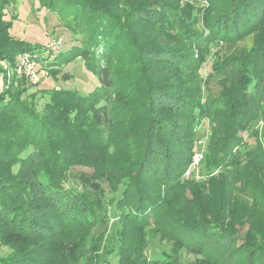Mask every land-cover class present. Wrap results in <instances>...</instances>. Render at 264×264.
I'll return each instance as SVG.
<instances>
[{
    "label": "trees",
    "instance_id": "16d2710c",
    "mask_svg": "<svg viewBox=\"0 0 264 264\" xmlns=\"http://www.w3.org/2000/svg\"><path fill=\"white\" fill-rule=\"evenodd\" d=\"M17 1L0 0V71L23 51L37 52L40 65L51 56L50 66L80 57L98 85L84 95L39 90L50 97L39 109L36 91L23 96L13 87L27 80L3 73L9 85L0 93V239L13 253L0 264H69L67 248L55 251V242L93 211L87 198L77 205L85 194L60 188L78 166L114 182L126 178L117 206L124 217L197 254L193 264H264V181L255 176L264 170V147L253 128L260 120L264 126V0H215L203 27L183 20L178 0H37L72 32L75 43L65 51L61 41L52 49L10 34L15 16L5 18V9ZM167 36L187 48L162 45ZM248 36L249 48L228 60L243 62L230 75L232 88H223L219 100L201 98L193 76L202 66L198 53ZM197 117L209 123L203 162L216 174L207 185L182 178L196 149ZM245 131L252 141L243 139ZM132 242L122 244L120 264L135 261Z\"/></svg>",
    "mask_w": 264,
    "mask_h": 264
},
{
    "label": "rangeland",
    "instance_id": "374dc122",
    "mask_svg": "<svg viewBox=\"0 0 264 264\" xmlns=\"http://www.w3.org/2000/svg\"><path fill=\"white\" fill-rule=\"evenodd\" d=\"M214 1L178 0L179 6L184 7L181 10L183 20L188 25L197 21L198 26L203 27L201 22L205 9ZM12 15L15 18L12 20L9 32L18 39L30 44H46L56 39L63 43L60 51L67 50L68 47L75 43L72 32L59 23L53 11L40 8L37 0H18L14 6L5 9V18L8 19ZM165 30L168 31L169 28ZM177 30H179L178 27L169 30L171 36ZM160 43L167 47L177 45L187 48V46H184L186 44L184 40L175 41L169 36L162 38ZM250 44L249 36L228 48L220 41H217L210 43L203 50V53H198L199 56L202 55V66L193 76L200 82L201 98L209 100L211 97L219 100L222 98L219 93L222 92L223 88H229L230 86L232 88L230 75L236 74L237 71H240V68L243 69V62L231 65L228 60L231 57L236 58V56L242 55ZM45 60H52V56L41 61L42 66H45V68L48 66L50 69L49 71L46 70V75L39 82L23 81L22 84H13L15 89L22 90L23 96L30 93L31 91L29 92V90L36 91L35 96H33L39 109L46 101L50 100L47 94H42L39 90L49 88L76 89L80 94L84 95L98 85L96 76L86 68L83 59L80 57L65 62L62 66H50L48 65L49 61L45 63ZM2 64L3 61L0 63L1 67L3 66ZM219 71L221 72L219 73ZM3 73L0 71V93L5 88H8L9 85V82L4 80ZM167 76L171 81L179 79L178 77L171 79V74ZM187 77L189 76L187 75ZM255 86L256 80H252L247 88L252 90ZM197 119L198 125L194 128L195 148L203 150L205 153L210 134L209 123L205 117H197ZM253 128L257 130V139L262 142L264 147V126L262 121L260 120L253 124ZM242 136L244 140L252 141L246 131L242 133ZM198 140H202L201 146L198 145ZM31 150L29 148L21 156ZM17 169L18 165H13L12 171L14 173ZM123 174L121 173L119 178L124 176ZM214 174L216 173L213 172L210 162L206 159V161L201 163L199 176L189 181L197 185H207L209 177ZM255 176L264 181V170L256 172ZM110 177L105 172L94 173L91 168L78 166L73 167L68 173L66 180L60 183L62 193L75 194L77 192L85 194L84 197L78 199L81 204L76 203L78 206H82L83 201L87 198L90 202L88 205H92L91 209L93 211L91 214L86 213L81 218L82 220L84 218L87 220L83 221L81 228L72 227L66 231L64 230L63 235L55 242V251L61 247L63 249L67 248L66 256L69 264H120L122 244L124 246L127 243L130 245L133 241L132 243H136L135 248H133V254L136 256L135 263L123 262L124 264H154L164 258L178 262L177 264H193L198 257L197 254L185 248L176 249L175 244L171 240L163 239L158 233H154L152 230L153 226L138 225L124 217V213L117 206L127 179L122 177L118 182H114L109 179ZM39 178L43 184H48L46 177L40 175ZM186 182L187 180H182L181 185ZM71 201L75 202L76 200ZM180 202L176 200V210H181ZM182 212L185 213V211ZM167 225L165 224L164 228ZM77 241L80 242L79 245L76 244ZM12 253L13 249L0 239V257H7ZM61 262L56 258V264H61Z\"/></svg>",
    "mask_w": 264,
    "mask_h": 264
},
{
    "label": "built area",
    "instance_id": "2783aa9c",
    "mask_svg": "<svg viewBox=\"0 0 264 264\" xmlns=\"http://www.w3.org/2000/svg\"><path fill=\"white\" fill-rule=\"evenodd\" d=\"M52 49H58L60 41L54 40L49 42ZM6 77L10 79L13 75L17 77H23L31 83H37L43 76L46 75V69L39 63V56L34 51H23L18 53L15 58V64L11 68L5 67ZM198 145H202V140L197 141ZM204 159V151L195 149L190 157L189 163L185 168L182 178L193 179L199 176L200 166Z\"/></svg>",
    "mask_w": 264,
    "mask_h": 264
}]
</instances>
